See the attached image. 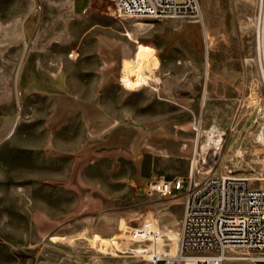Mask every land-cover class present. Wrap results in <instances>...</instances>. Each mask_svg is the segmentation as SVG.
I'll return each mask as SVG.
<instances>
[{"label": "rangeland", "instance_id": "1", "mask_svg": "<svg viewBox=\"0 0 264 264\" xmlns=\"http://www.w3.org/2000/svg\"><path fill=\"white\" fill-rule=\"evenodd\" d=\"M199 3L204 24L122 19L107 0H0V264H149L144 247L129 241L148 224L176 254L186 191L163 198L147 195L144 184L112 183L101 191L54 181L69 177L52 163L14 157L13 132H27L51 95L90 93L102 78L125 92L113 99L188 137L189 171L197 129L216 126L226 136L214 175L264 188L263 0ZM139 44L152 48L156 64L150 85L131 92L121 82L123 60H142ZM98 238L114 253L99 251Z\"/></svg>", "mask_w": 264, "mask_h": 264}, {"label": "crops", "instance_id": "2", "mask_svg": "<svg viewBox=\"0 0 264 264\" xmlns=\"http://www.w3.org/2000/svg\"><path fill=\"white\" fill-rule=\"evenodd\" d=\"M137 48L139 54L146 52L144 57H155L152 48L143 44ZM139 61L124 59L123 67L126 62ZM95 87L90 93L48 95L44 112L32 114L27 132L19 133V139L13 132L12 141L17 143L13 149L20 152L14 157L52 163L69 177L54 181L89 183L101 191L106 189L103 184L129 189L155 176L187 177L191 144L186 135H175L168 125L159 129L152 120L156 116L148 115L146 109L138 112L132 103L113 99L116 94L125 96L115 84L102 78Z\"/></svg>", "mask_w": 264, "mask_h": 264}, {"label": "built area", "instance_id": "3", "mask_svg": "<svg viewBox=\"0 0 264 264\" xmlns=\"http://www.w3.org/2000/svg\"><path fill=\"white\" fill-rule=\"evenodd\" d=\"M107 1L113 4V15L118 18L204 24L199 0ZM225 136L216 126L208 130L199 127L186 180L157 177L145 183L147 195L170 198L186 191L174 256L161 246L165 235L154 224L131 230L129 241L144 247L149 264H264V188L251 187L247 178L214 175Z\"/></svg>", "mask_w": 264, "mask_h": 264}, {"label": "bare ground", "instance_id": "4", "mask_svg": "<svg viewBox=\"0 0 264 264\" xmlns=\"http://www.w3.org/2000/svg\"><path fill=\"white\" fill-rule=\"evenodd\" d=\"M262 10L264 12V0L262 3ZM150 20H157V19H150ZM155 64H156L155 59L150 55L145 56L138 63L126 62L123 67V74H122V79H121L122 85L129 91H138L139 89L149 86L150 83L148 81L151 80V73L153 72V70H155L154 68ZM51 241L57 243V242H63L66 240L64 238L54 236L52 237ZM71 242L73 241L71 240ZM95 244L99 248V251L103 250V251H107L108 253V250H109L112 253H114V248L112 246V243L108 240L98 238V239H95ZM125 250H130V249L128 247V248H125ZM136 253L143 254V250L136 251ZM170 255L174 256L172 254ZM247 262L249 263V261Z\"/></svg>", "mask_w": 264, "mask_h": 264}]
</instances>
